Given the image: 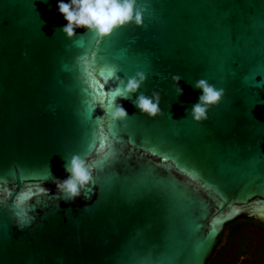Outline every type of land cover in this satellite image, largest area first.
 <instances>
[{
  "label": "water",
  "instance_id": "obj_1",
  "mask_svg": "<svg viewBox=\"0 0 264 264\" xmlns=\"http://www.w3.org/2000/svg\"><path fill=\"white\" fill-rule=\"evenodd\" d=\"M59 2L0 0V264H206L226 225L264 226V0H146L143 26L99 44L64 37ZM107 64L146 75L113 128L89 96L117 87ZM199 79L225 95L194 123ZM157 90L149 119L133 101ZM101 131L112 154L86 157L101 161L91 198L58 201L52 177Z\"/></svg>",
  "mask_w": 264,
  "mask_h": 264
},
{
  "label": "clouds",
  "instance_id": "obj_2",
  "mask_svg": "<svg viewBox=\"0 0 264 264\" xmlns=\"http://www.w3.org/2000/svg\"><path fill=\"white\" fill-rule=\"evenodd\" d=\"M58 12L66 21L60 31L64 37L72 41L77 28L88 30L96 39L97 44L104 38H108L114 31L124 28L128 25L136 27L143 26L144 16L149 13V7L146 0H70L69 3H64L63 0L57 5ZM77 46H80V41H77ZM85 63L86 57L81 58ZM119 72L118 66L114 64L104 65L99 76L107 83L109 80H117L118 85L114 89L105 91L101 88L99 92L93 90L89 93L90 99L94 101L104 111L102 117H96L97 121L104 120L105 117L110 121V128H113L117 122L126 121L129 117L126 110L115 103L117 98L130 99L131 96L137 93L138 89L146 81L144 72L138 71L134 76L121 79L117 76ZM176 96L183 95V90L178 86L181 77L173 75L171 77ZM256 87H260V82H256ZM193 88L200 90L202 93L198 102L195 103L188 115H190L194 123H200L208 119V110L217 106L225 95L224 89H217L211 85L206 79H199L193 84ZM161 92L159 90L152 92L151 96L140 94L133 101L134 106L142 115H146L149 119H154L162 115L160 109ZM127 126L126 124L124 125ZM96 139L89 144L87 152L83 155L74 154L70 160H67L64 168L70 175L67 179L61 181L52 177L48 167V174L56 184L59 195L53 196L55 199L72 202L79 198L82 194L85 200L91 198L93 187L95 186L94 169H96L101 161H89L86 157L93 150L104 154V159H107L111 152H105L106 148H110L107 135L101 131L99 139V147L96 146ZM133 142L134 141H130ZM38 194L49 196V190L43 186L37 190ZM28 196L33 195L31 191ZM34 210V208H33ZM31 221L21 223V226H26Z\"/></svg>",
  "mask_w": 264,
  "mask_h": 264
},
{
  "label": "flooded vegetation",
  "instance_id": "obj_3",
  "mask_svg": "<svg viewBox=\"0 0 264 264\" xmlns=\"http://www.w3.org/2000/svg\"><path fill=\"white\" fill-rule=\"evenodd\" d=\"M212 264H264V226L238 219L218 240Z\"/></svg>",
  "mask_w": 264,
  "mask_h": 264
},
{
  "label": "trees",
  "instance_id": "obj_4",
  "mask_svg": "<svg viewBox=\"0 0 264 264\" xmlns=\"http://www.w3.org/2000/svg\"><path fill=\"white\" fill-rule=\"evenodd\" d=\"M231 226V223L230 224H228V225H226V227H230ZM225 227V228H226ZM223 233V232H222ZM217 250H218V245H216L215 246V248H214V250H213V252H212V254L210 255V257L207 259V261H206V264H212V260H213V257H214V255H215V253L217 252Z\"/></svg>",
  "mask_w": 264,
  "mask_h": 264
},
{
  "label": "snow or ice",
  "instance_id": "obj_5",
  "mask_svg": "<svg viewBox=\"0 0 264 264\" xmlns=\"http://www.w3.org/2000/svg\"><path fill=\"white\" fill-rule=\"evenodd\" d=\"M105 87V86H104Z\"/></svg>",
  "mask_w": 264,
  "mask_h": 264
}]
</instances>
